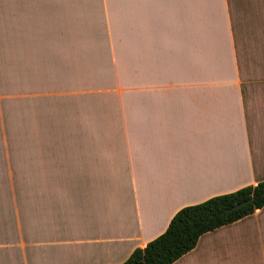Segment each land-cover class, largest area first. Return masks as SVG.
Here are the masks:
<instances>
[{
	"label": "crops",
	"instance_id": "obj_1",
	"mask_svg": "<svg viewBox=\"0 0 264 264\" xmlns=\"http://www.w3.org/2000/svg\"><path fill=\"white\" fill-rule=\"evenodd\" d=\"M262 181L264 0H0V264H122ZM173 264H264V207Z\"/></svg>",
	"mask_w": 264,
	"mask_h": 264
},
{
	"label": "trees",
	"instance_id": "obj_2",
	"mask_svg": "<svg viewBox=\"0 0 264 264\" xmlns=\"http://www.w3.org/2000/svg\"><path fill=\"white\" fill-rule=\"evenodd\" d=\"M246 201L248 204L234 209ZM264 207V181L236 192L213 197L178 211L167 230L138 248L122 264H173L192 251L201 236L233 224Z\"/></svg>",
	"mask_w": 264,
	"mask_h": 264
},
{
	"label": "rangeland",
	"instance_id": "obj_3",
	"mask_svg": "<svg viewBox=\"0 0 264 264\" xmlns=\"http://www.w3.org/2000/svg\"><path fill=\"white\" fill-rule=\"evenodd\" d=\"M111 45L114 46V56L110 53L109 42L88 43L87 49L92 53L93 57L87 59L86 75H84L86 81H82L87 82L89 87L93 86L91 84L93 82H112L122 85L127 82L126 42L114 41L113 43L111 42ZM78 80L79 78H76L74 81ZM116 92L110 96L113 98L118 97Z\"/></svg>",
	"mask_w": 264,
	"mask_h": 264
},
{
	"label": "water",
	"instance_id": "obj_4",
	"mask_svg": "<svg viewBox=\"0 0 264 264\" xmlns=\"http://www.w3.org/2000/svg\"><path fill=\"white\" fill-rule=\"evenodd\" d=\"M250 201H246V202H243V203H240V204H237L234 206V209H238V208H241L243 207L244 205L248 204Z\"/></svg>",
	"mask_w": 264,
	"mask_h": 264
}]
</instances>
